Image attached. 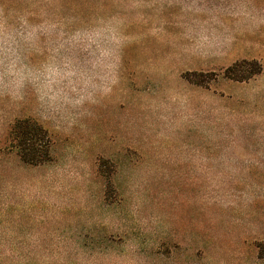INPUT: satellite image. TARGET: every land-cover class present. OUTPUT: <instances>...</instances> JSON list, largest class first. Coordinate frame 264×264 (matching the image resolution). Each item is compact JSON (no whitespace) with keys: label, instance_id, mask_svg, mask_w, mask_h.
Masks as SVG:
<instances>
[{"label":"rangeland","instance_id":"obj_1","mask_svg":"<svg viewBox=\"0 0 264 264\" xmlns=\"http://www.w3.org/2000/svg\"><path fill=\"white\" fill-rule=\"evenodd\" d=\"M0 264H264V0H0Z\"/></svg>","mask_w":264,"mask_h":264},{"label":"trees","instance_id":"obj_2","mask_svg":"<svg viewBox=\"0 0 264 264\" xmlns=\"http://www.w3.org/2000/svg\"><path fill=\"white\" fill-rule=\"evenodd\" d=\"M261 68L254 61L236 62L224 71V77L232 81H244L259 74ZM9 136L21 162L38 166L50 161V139L46 131L29 119L16 121L9 130Z\"/></svg>","mask_w":264,"mask_h":264}]
</instances>
